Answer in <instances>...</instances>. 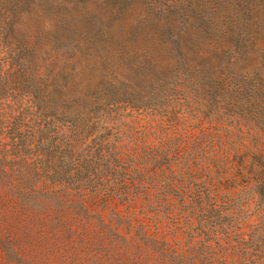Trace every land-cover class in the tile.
<instances>
[{"label": "trees", "instance_id": "16d2710c", "mask_svg": "<svg viewBox=\"0 0 264 264\" xmlns=\"http://www.w3.org/2000/svg\"><path fill=\"white\" fill-rule=\"evenodd\" d=\"M73 1L79 0H0V251L5 263L263 264L264 140L259 139L264 129L245 131L256 136L238 157L246 217L224 229L226 214L220 205H184L157 184L153 191L149 188L159 182L158 169L166 181V171L173 173L169 167L176 162L211 159L215 146L227 152L221 135L230 138L231 131L211 125L201 129L205 119L212 123L208 112L192 117L185 111L182 125L194 131L184 138L190 139L191 150L181 147L182 137L150 148L116 123L120 110H137L135 97L147 91L127 82L129 78L120 81L118 66L140 74L144 60L151 74L145 81L153 90L161 88L159 82H171L169 88L176 90L196 66H208L202 72L209 75L213 90L206 99L210 104L225 101L220 91L227 93L223 83L234 75L226 67L247 55L251 34L228 15L220 34H230L234 46L220 53L191 47L186 38L200 33L213 37L216 31L205 13L185 12L186 28L148 32L157 45L140 53L139 47L112 46L101 28L79 32L87 17L71 15ZM157 16L158 22L165 20ZM113 59L117 62L110 63ZM122 89L128 97L119 94ZM193 103L198 110L210 107L198 98ZM168 118L165 133L179 121L174 115ZM230 144L239 154L242 147ZM148 159L157 164L146 177L147 170L140 174L136 165ZM237 200L234 196L232 203ZM111 201L123 205L124 213L104 215ZM210 213L222 221L206 223ZM251 216L255 221L242 230Z\"/></svg>", "mask_w": 264, "mask_h": 264}, {"label": "rangeland", "instance_id": "374dc122", "mask_svg": "<svg viewBox=\"0 0 264 264\" xmlns=\"http://www.w3.org/2000/svg\"><path fill=\"white\" fill-rule=\"evenodd\" d=\"M68 9L76 20L87 17L86 20H81L82 22L77 29L80 30L79 32L101 28L107 33L108 42L112 46L119 47L125 44L130 47H139L140 53L148 52L154 45H157L151 42L148 32L153 30L164 31L168 28L176 31L179 28L182 30L186 28L189 24L188 22L185 23L182 17L185 12L187 15L205 13L207 15L205 17L216 33L213 37L204 36L203 33H200L195 39L188 37L184 42H187L191 47L203 46L204 49L215 53H220L221 50L235 45L230 34L228 36L220 34V28L224 26V19L229 15L235 20V23L243 24V30L249 32L252 38L246 45L247 55L237 56L235 61L226 67L234 75L223 83L227 93L224 94L223 90L220 91L226 97L225 101L220 99V101L216 100L210 104L206 99L208 95H212L213 90L210 86L209 75L202 72L208 66H196L193 73L187 72L188 74L176 90L169 88L171 82H159L161 88L155 87L153 90L148 88L151 75L149 73L150 68L145 66L147 63L143 60L141 63L144 65L140 74L125 73L126 65L118 66L122 72L119 75L120 81L129 78L127 82L133 86H141V90H144L145 87L147 91L142 93L141 98L135 97L133 102L138 105L137 110L131 113H129V109L120 110V119L116 122L120 129L128 133L130 137H136L139 142L147 147L157 148L170 137H182V140H185L184 138H188L194 132L190 130V127L184 128L183 122H181L182 115L203 117L208 112V118H213L212 123L210 124L205 119L200 128L203 129L207 125H211L231 131L232 136L230 138L226 134L222 133L221 135L227 152H223L215 146L216 151L214 155H211L213 156L211 159L199 157L198 159L176 162L169 167L173 173L169 169L166 171L165 174L169 176L166 181H162L163 175L158 169L159 177L156 180L161 184L164 182V185H159V182L153 181L149 191H153L157 184V188L161 187V189L173 193L171 196L174 202H178L182 198L184 205L198 207L201 204L203 207L204 204H218L217 206L220 205L226 214L224 229L235 226L234 223L238 221L240 224V221L246 217L247 193L243 190L240 192L242 177L238 173V157L244 153V145L249 146L256 141V136H251L245 131L251 127L264 129V0H126L125 4L121 0H79L78 2L73 1ZM143 15L147 16V19L141 22L138 19L139 16ZM157 15L163 16L165 20L161 19V22H158ZM236 29L237 27L230 28L231 33ZM135 31H142V35L134 38L132 34ZM190 49L193 50V48ZM113 62L117 61L115 59L110 61V63ZM162 66L156 67L161 68ZM190 70L191 68H188V71ZM246 71L249 73L246 74ZM180 80L182 79L180 78ZM119 94L128 97L123 89L119 91ZM196 98L203 103H209L210 107L200 105L198 110L197 104L193 103ZM202 98L205 99L202 100ZM234 101L237 104H234ZM181 112L185 113L182 114ZM168 114L170 117L176 116L179 121L168 126L170 128L165 133L163 127L167 126V122L169 124ZM195 119L198 120V118ZM213 132L215 131L213 130ZM260 140H264V133H262ZM231 141L242 147L239 154L232 148ZM190 144V139H186L181 142V147L186 146L188 150H191ZM137 151L138 153L141 152L139 148ZM249 160L250 158H246L245 163L248 164ZM156 164L154 160L148 159L146 164H137L136 167L140 174L146 173L147 170L146 177H148L152 176V168H155ZM162 164L164 162L161 163L164 168L165 164ZM234 196H237L238 200L232 203ZM134 209H139V206L135 205ZM111 210L124 213V206L111 201L104 215L109 216ZM233 212L236 215L234 219H231L230 214ZM208 217L206 223L222 221V217L217 219L212 213ZM144 221L147 222V220ZM254 221L255 218L251 216L245 223H242V230H248L250 223ZM222 232L224 231L222 230ZM261 233L264 234V230H261ZM221 234L219 232L218 236ZM0 264H6L1 251ZM44 264H53V262L48 260Z\"/></svg>", "mask_w": 264, "mask_h": 264}]
</instances>
